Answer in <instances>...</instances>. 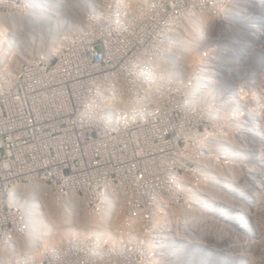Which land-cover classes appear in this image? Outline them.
I'll return each instance as SVG.
<instances>
[{
    "label": "built area",
    "instance_id": "obj_1",
    "mask_svg": "<svg viewBox=\"0 0 264 264\" xmlns=\"http://www.w3.org/2000/svg\"><path fill=\"white\" fill-rule=\"evenodd\" d=\"M77 1L0 0V264H169L183 226H209L211 211L222 227L229 200L264 201V59H249L264 36V0L222 2L211 22L223 41L225 25L241 29L236 46L202 42L190 27L181 38L178 10L195 16L211 2L79 0L69 27L64 10ZM57 17L56 44L16 62L22 36ZM197 43L204 51L186 63ZM201 196L205 219L186 221ZM41 197L70 216L67 232L46 233Z\"/></svg>",
    "mask_w": 264,
    "mask_h": 264
},
{
    "label": "bare ground",
    "instance_id": "obj_2",
    "mask_svg": "<svg viewBox=\"0 0 264 264\" xmlns=\"http://www.w3.org/2000/svg\"><path fill=\"white\" fill-rule=\"evenodd\" d=\"M69 2L72 4V1H69ZM75 2L76 1H74V4H75ZM78 2H80V1L79 0L77 1L76 5H75L76 7L72 8V6L70 4H68L64 10V13H67V15L69 16V17L67 16V19H64L65 20L64 22L69 27H72L75 25L76 14L79 12V10L84 9V5H83V7L79 8L80 6L77 5ZM74 4H72V5H74ZM66 9H67V11H66ZM194 17H195V20H194ZM194 17L188 21V23H189L188 27L196 30V36H200L202 34L204 26L200 25L198 18L200 19L201 17H203V14H199V15L195 14ZM72 19H74V20L71 21ZM205 20H206L205 18L201 19L202 22H205ZM61 23H62V20L59 17H57V18H54L53 21L51 22L52 25L50 24L49 26L45 27V29L43 28L44 31L41 29V30L36 31L35 33H34V31L31 33L28 32V33H26L25 38L21 35L22 36V41L20 42L21 45H23L25 47V50H27V52L33 51V50L34 51H36V50L37 51H43L45 49V47L47 48V47L54 46L56 44V42H54V40L51 41V39L54 36L55 30L60 27ZM47 28L49 29L48 31H46ZM224 28L229 31L228 35H227V41L228 42H236L237 39H243V37L245 36V34L241 31V29H238V27L234 26L230 30L231 25L229 24V25H225ZM243 40H245V37ZM261 40H264V36L261 38ZM58 43L60 44V42H58ZM13 44H14V42H13ZM37 47H39V48H37ZM52 50H55V49L53 48ZM22 53L23 52H21V50L19 48L18 55H22ZM14 58L16 60V56ZM215 58H217L216 60L218 62H224L225 61V55H222V54L219 56L217 53V56ZM181 60H183V59H181ZM184 67L187 68L190 66L185 65ZM188 72L189 71H187V73L184 72L188 77L187 80L190 79V81L195 82V80L192 77L198 78V79H196V84H198V85L201 81L200 79L204 80V77L198 71H196L193 76H191L192 73L188 74ZM228 76H229V74H228ZM223 99H225V100H223L222 103L226 101V98L224 96H223ZM227 99L229 102V97ZM234 101H236V98L234 99ZM226 124H229V123L226 122ZM231 125H233V128L231 127V129H233V132H234L236 129V126L238 124L233 123ZM227 143H228V147H231L232 141L229 138V136H228V142ZM262 151H264V149H262ZM229 167H232L229 169V180L231 179V180L239 182V180L237 179L238 171L235 168L237 166L236 165H230ZM211 170H213V169L211 168ZM214 171H216V169H214ZM217 171L222 172V170L219 168L217 169ZM211 182L214 183L215 186L212 185L209 188L210 190L208 191L209 192L208 194L212 198L216 197V199L219 200V197H223L221 194L222 191H220V189L216 185L215 178H212ZM241 185L244 187L246 184L243 181ZM228 188L233 190V191H236L235 183H230L228 185ZM216 191H219V192L217 193ZM262 195H264V191H262ZM203 197L204 196H201V198L199 199V200H201L200 203L197 202V207H194L195 208V216H194V213H193V216L189 212L184 213V217H185L186 221H188V222L193 221L194 218H195V222L205 219V216H203L204 214L200 213V209L201 208L203 209L205 206ZM230 197H231V195H230ZM39 201L44 208V216L46 217L48 224H49V229H48V231H46V233L48 235L59 236V235L64 234V231L67 232V230L64 228V227H66L65 226V220L70 218V216H68L66 214H65V216H62V213L64 212V210L63 209L61 210V209H58L57 207H55L52 203L49 202L48 199H46V197L45 198L41 197V199ZM257 201L258 200H252L251 202L246 204L242 200H240V202L238 204L239 205L238 212H239V210L243 211V213H244L243 216H240V214H238V215H236L238 217L237 218L235 215L229 216V214H228L229 223H234L236 225L237 231H239V237L238 238L232 237V240H228L222 246L220 245L222 250H224V252H220V253L225 255V253H226L225 251L228 250V248H234V249L236 248L237 252L240 251V253H241V254H239L240 257L244 259V257L246 255H248V256L250 255L248 253V250L252 249L255 256H256V251H257V255H258L256 258H254V261L252 262V264H258L264 260V255H263L264 254V241L262 242V239L260 237L261 235L264 237V223H263V220H261V217L256 216V214H255L257 211V207H256ZM206 205H207V207H210L213 211L216 209L215 203L212 200L208 201ZM263 206H264V203H259L258 209L261 211ZM204 209H206V206ZM220 211H222V210L220 209ZM206 213L209 214V217L208 218L206 217L207 218L206 221H208V223H210L209 226L204 227V224H200L199 226L195 224L192 227L183 226L181 231L179 232V235H178L179 238L175 237L174 234L171 236L172 239L174 236L175 237L174 240L177 241L178 243H180L181 246L176 247V248L171 247L170 250L168 249L169 251L167 250V254L165 255V259H168L169 264H193V261L197 257V252H199L200 250H203V246L205 245V242H202V241H205L206 238L208 237V235L212 234V233H210L211 232V223H212V227L216 226L215 222L213 221L214 218H212L213 213L211 211H207ZM72 214H74V213H72ZM72 217L74 220L77 219L76 216H74V215ZM200 217H202V218H200ZM235 217L237 218V220H239V225H238ZM78 221H80V222L84 221V217L82 214H81V219ZM204 223H206V222H204ZM52 226L54 228V233L50 229ZM219 228H221V226ZM219 228H217V229L220 230ZM61 229H62V231H61ZM221 231H222V229H221ZM240 231H241V233H240ZM228 232L229 233L231 232L230 227H228ZM197 233H201L202 236L200 238H198ZM252 234H253V238L251 237ZM254 236L256 239H254ZM228 238H230V236H228ZM252 244H253V248H251ZM256 244H258V245H256ZM168 252L171 255H169ZM208 252L210 253L209 255H211V251L209 250ZM217 256H218V253L213 254V259H215ZM249 258L250 257H246L247 260ZM240 264H243L242 260H241Z\"/></svg>",
    "mask_w": 264,
    "mask_h": 264
},
{
    "label": "rangeland",
    "instance_id": "obj_3",
    "mask_svg": "<svg viewBox=\"0 0 264 264\" xmlns=\"http://www.w3.org/2000/svg\"><path fill=\"white\" fill-rule=\"evenodd\" d=\"M199 1L204 3V5H206V6H209V2H211L212 3V7L215 9V10L211 11V10L206 8V9H200V10L196 11L197 14H199V12H203L204 16H205V19H209L207 24L204 25L205 27H204V29L202 31V34H201L202 42L206 43L208 41V38L215 39L216 37H219L222 40V42L226 43L227 40L223 41V39H225L226 37H224L222 34L218 33V30L220 29V25L216 23L218 21L211 22L212 19H214L216 17L215 15H217V14H218V19L217 20H219V18L221 17V14H222V10L225 11V9H226V7H225L226 0H199ZM222 2L223 3L225 2V4H222ZM178 12L181 14L180 15L181 22H182L181 38L183 39L185 37V35L189 34V32H190V29L188 28V26H189L188 21L191 18H193L194 16L191 15V13L190 14H186V12H185V10L183 8H180L178 10ZM196 13H194V14H196ZM194 20H195V17H194ZM231 23L234 24L233 21H231ZM244 37H243V39H244ZM243 39H238V41L234 43V46H236V44H240L241 42L245 41ZM209 42L210 41H208V43ZM181 45H182V50H184L182 52H185V50L186 51L190 50L189 48H187L189 43L187 41H185V39L181 41ZM197 45H198L197 50L192 52L186 58V63H194V62H196L197 59L200 57L201 52L204 51V48L199 47L200 43H197ZM37 48H39V47H37ZM20 50L23 53H22V55H19V56L16 57V62L17 61L19 62L20 58H23V57L26 56L25 53L27 52V50H25V47L23 45H21ZM250 51H252L250 53V54H252V56L249 59L253 58L256 62L259 59H264V40H261L260 43H258V42L254 43V45L251 46V50ZM262 53H263V57L261 58V54ZM249 59H245L244 60V67L247 64L250 65L253 62V61H251ZM232 60L236 61L237 58H234ZM235 69L236 68H234L233 71H235ZM233 71L229 72V77L227 78L228 84L230 86L234 85L236 80H237V78H238L237 76H235V74L233 75ZM242 75H243V73H241V70H240V77ZM251 200L252 199H250L249 202H251ZM259 203H264V201L262 202V200L261 201L258 200L256 202L257 211H256L255 214H256V216L261 217V220H263V223H264V206H263L262 210L260 211L258 209ZM227 204H228L229 216H232V215L236 216V215L239 214V212L237 210V207H239V205H238L239 202L237 200H232L231 199V200H229L227 202ZM202 210L203 209H201V212H202ZM236 217H235V219H236V221H237V223L239 225V220H237L238 217L237 218ZM212 218H214L213 220H216V221L220 222L218 220V218H216L215 216H213ZM219 224L220 223L216 224L215 227H212V223H211V232L210 233H212V234L211 235L209 234L208 237L206 238V240L202 241V242H205V245H204L205 247H203V250H200L199 252H197V257L193 261V264H240L241 260H242L243 264H252V262L254 261V258H256L258 256L257 255V251H256V256H255V254L252 251V249L248 250V253L250 255L249 256L246 255L244 257V259L240 257L239 254H241V253H240V251L237 252L236 248L235 249L234 248H228V250L225 251L226 252L225 255L220 253V252H224V250H222L220 245L222 246L228 240H232V237L238 238L239 237V231H237L236 225L234 223H229V220H228L227 224H225L223 222V225H222L221 228H219L220 227ZM204 227H205V225H204ZM228 227L231 228V232L230 233L228 232ZM217 228H219L220 230H218ZM221 229H222V231H221ZM240 233H241V231H240ZM197 234H198V238H200L202 236L201 233H197ZM228 236H230V238H228ZM251 237L253 238V234L251 235ZM260 237H261L262 242H263L264 241V237L262 235ZM254 239H256L255 236H254ZM256 245H258V244H256ZM251 248H253V244H252ZM209 250L211 251V255H209L210 254L208 252ZM217 253H218V256L215 259H213V254H217ZM246 257H250V258L247 260ZM258 264H264V260L262 262L258 263Z\"/></svg>",
    "mask_w": 264,
    "mask_h": 264
}]
</instances>
